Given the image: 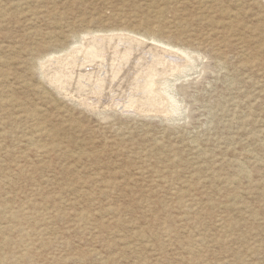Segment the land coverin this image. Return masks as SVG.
<instances>
[{"label":"rangeland","instance_id":"1","mask_svg":"<svg viewBox=\"0 0 264 264\" xmlns=\"http://www.w3.org/2000/svg\"><path fill=\"white\" fill-rule=\"evenodd\" d=\"M118 32L190 54L175 111L56 87ZM0 146V253L34 228L32 264H264V0H0Z\"/></svg>","mask_w":264,"mask_h":264},{"label":"bare ground","instance_id":"2","mask_svg":"<svg viewBox=\"0 0 264 264\" xmlns=\"http://www.w3.org/2000/svg\"><path fill=\"white\" fill-rule=\"evenodd\" d=\"M145 38L151 39L153 42L168 45L169 48H173L172 45L163 43L154 37L145 36ZM74 42L75 44L71 46L70 44ZM71 43L65 47H62V50L63 52H69L68 55L65 53L66 57L64 58L66 60H71L72 63L61 66L59 69L57 68L58 70L55 69L54 72H52V81H54L57 88H63L66 91H71L74 94L73 96H79L84 93H94L97 98H100L111 97L114 94H120L126 98L125 100L128 106L133 107V109L136 111L151 110L154 112H161L162 109H165L168 112H172L177 109V105L175 104L176 99L174 100L170 94L171 85L167 83L165 78L167 75L180 73L182 71L181 65L178 61H176L178 58L185 59V62H189L191 60L190 54L185 52V50L176 48V52L171 51L172 49H165V46L161 47L154 45L153 43H146L138 37L136 38L134 36L121 34L119 32L117 34H101L99 36H91L88 38L84 37L82 34L80 36L78 35V37L76 36L74 41ZM59 51H61V48ZM50 53L51 52H48L47 54H39L37 57L36 60H38V64L42 61L40 63L41 67L45 65L44 64L42 66V63L48 60L46 56H51L48 55ZM61 60L62 59H59L58 57V59H55L54 61L60 62ZM84 66H92L94 69L98 68L101 73L100 75L93 74L94 70H85L83 68ZM46 70L48 71V69ZM9 122L10 121H8V123ZM0 178H2V175ZM10 178L11 177H9V179ZM1 207L2 212L7 214V217L12 223L21 224L20 222H22L24 219H27L24 217V213L20 207H9V204L5 203L4 201L1 203ZM34 233L35 229L31 228L28 231L23 233L21 232V235L19 234L20 240H18L20 243H23L22 252L20 253H18V251H10V248L7 249L8 246L11 245L12 238L4 236L2 248H4L5 251L0 253V264H32V240H29L27 237L33 235Z\"/></svg>","mask_w":264,"mask_h":264}]
</instances>
